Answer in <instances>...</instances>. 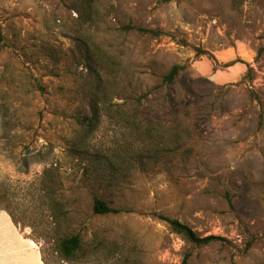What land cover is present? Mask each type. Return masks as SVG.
Here are the masks:
<instances>
[{
    "label": "rangeland",
    "instance_id": "1",
    "mask_svg": "<svg viewBox=\"0 0 264 264\" xmlns=\"http://www.w3.org/2000/svg\"><path fill=\"white\" fill-rule=\"evenodd\" d=\"M0 31V264H264V0H0Z\"/></svg>",
    "mask_w": 264,
    "mask_h": 264
},
{
    "label": "trees",
    "instance_id": "2",
    "mask_svg": "<svg viewBox=\"0 0 264 264\" xmlns=\"http://www.w3.org/2000/svg\"><path fill=\"white\" fill-rule=\"evenodd\" d=\"M161 2H169L171 0H160ZM127 29H130L127 27ZM139 32H144L143 30L136 29ZM3 41V36L0 31V43ZM263 50L258 52L260 55ZM182 69L181 66H173L169 72L163 76L162 81L164 83L170 84L176 78L180 70ZM249 72V69H248ZM98 119V111L95 105H91V112L90 116L82 117L81 119H77V123L81 126L82 130L85 131L87 134H91L94 130L95 124L97 123ZM227 202L230 204V200L226 195ZM93 213L95 215H106V214H118L121 212H127V210H120V209H113L110 208L106 203H104L100 199H94L93 202ZM157 219L165 222L170 230L175 232L178 235H181L184 239H186L189 243L195 246H205L213 242L217 241H224L221 237L218 236H206V237H199L192 229H190L187 225L180 223L177 220L168 219L164 216H157ZM80 248V237L79 235L75 234L67 238H63L58 243V252L60 255L65 259H72L76 252ZM187 261V256L184 257L182 264H185Z\"/></svg>",
    "mask_w": 264,
    "mask_h": 264
},
{
    "label": "crops",
    "instance_id": "3",
    "mask_svg": "<svg viewBox=\"0 0 264 264\" xmlns=\"http://www.w3.org/2000/svg\"><path fill=\"white\" fill-rule=\"evenodd\" d=\"M23 261H24V264H25V258H23ZM10 262V261H9ZM14 262H10V264H13ZM4 264H6V263H4ZM17 264H23V262H17ZM28 264V263H27Z\"/></svg>",
    "mask_w": 264,
    "mask_h": 264
}]
</instances>
